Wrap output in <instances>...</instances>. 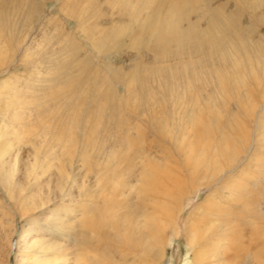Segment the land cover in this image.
<instances>
[{"label":"rangeland","instance_id":"obj_1","mask_svg":"<svg viewBox=\"0 0 264 264\" xmlns=\"http://www.w3.org/2000/svg\"><path fill=\"white\" fill-rule=\"evenodd\" d=\"M166 21H171L170 25ZM6 26L13 27L18 32L22 30L17 35L18 39L23 37L21 33H24V30L28 31L26 40L18 44V47L15 43L11 45V48H17L14 65L8 71L0 73L1 77V75L6 76L4 72H8V81L14 86L13 89L17 91L20 89V93L22 91L19 95L21 101L18 107L25 109V106L30 104L32 108L31 102H34V99L33 104H42L41 102L44 101V94L30 90L32 85L38 86L36 83L38 81L32 83L37 73L47 74L48 78H52L53 74L55 77V74L60 71L62 73L60 78L55 77L54 79L55 81L60 79L63 83H60L61 89L67 93L63 92L64 99L66 100L68 95L78 97L76 114L79 120L77 123L82 127H79V134H85L86 130L83 129L85 122L89 119L90 122H95V126H92L98 134V136L95 134V140L100 141L94 144L93 150L89 148L90 153L99 151L104 158H118L127 150L129 144H133L131 141H135L136 146H139L142 141L144 151L151 154L153 153L149 146L152 144L151 139L160 135L159 140L155 138L159 141L158 155L167 153L171 155L170 159H174V157H180L175 156L176 153H180L173 147L174 145L170 144L171 140H176L179 145L181 144L180 146L184 145L182 147L184 152L191 146L192 151L195 152L197 146L193 145V141L197 139L199 146L203 143H211L210 148L214 140L218 146L227 141L229 145L233 143L234 147L235 136L239 130H242L249 144L247 152L249 155L253 154L254 158L251 160L246 156L242 159L239 168L244 167L248 162V169L245 171L252 176L256 177L264 172V55L259 53L260 51L264 53V0H0V27ZM169 31H172L171 34ZM5 33L8 35L7 31ZM181 33L183 34L180 35ZM24 54L33 56L31 60L30 58L23 59ZM234 55H238L241 61ZM247 59L249 60L246 61ZM243 60L246 61L245 67ZM258 63H261V66ZM255 65L258 66L255 67ZM219 76L223 79L220 80ZM67 79L69 83L65 81ZM217 80L221 85L216 83ZM241 80L244 85L239 84ZM231 82H237L235 83L237 86ZM246 87L248 90H245ZM13 95L16 94L13 93ZM89 100L92 101L91 106H88ZM236 100L243 103L242 107L238 108ZM136 104H138L137 107ZM198 106L202 108V111ZM179 107L181 112L178 111ZM8 110L7 113L10 115L12 109ZM68 113L70 112L64 113L65 128L70 126V118L68 119L70 114ZM24 115L27 119L29 114L24 113ZM177 115L178 118H175ZM159 119L160 123L163 122L165 125L160 124ZM4 120H0V125L2 124L0 131H4L5 125H9L8 120ZM166 123L169 124L166 126ZM192 123L196 127H192ZM151 128L157 129V132L155 131L157 135L151 133ZM176 130L181 134H177ZM202 131L204 132L201 133ZM222 132L227 139L224 135L222 136ZM171 133L178 136L175 138L172 135L171 138ZM19 134L23 136L22 132ZM152 134L155 137H152ZM3 135L1 142L12 141L9 134L3 132ZM185 135H188L189 139H186ZM177 138L181 143L177 141ZM183 138H185L184 141H182ZM216 143L214 142V146H217ZM12 145L13 143L8 149L6 148L7 153L4 157V163L7 166L4 177L8 178H5V184L9 186V189L8 191L6 189L4 193L0 187V203L6 212V215H3L0 208V264L21 262L20 257L23 253L21 248L18 249L19 238L22 228L28 229L30 225L34 227L36 233L26 237L28 245L33 240L43 238V244L49 242L62 246L64 241L59 232L55 233L51 230L50 221L54 216L62 220L65 212L73 209V204L71 205L67 200L60 201L58 197L56 201L52 200L39 208H31L25 203L28 212L23 217L19 215L21 207H18L22 205L25 198L27 199V196L34 197L42 192L43 197H46L48 190L52 191L54 188L53 192L56 194L58 191L55 182L53 186L50 184L52 189L46 187V177L43 179L45 182L41 181L43 186L39 183V187L36 184L39 180H36L35 175L31 174L29 168L24 165L27 161L26 157L21 155L16 159L15 149L13 150L16 147ZM194 152L195 155L196 152ZM8 153L11 154L8 155ZM177 162L179 165L182 164L178 159ZM121 167L125 168L123 163ZM169 167L174 177H181L178 172L180 169L176 168L173 163H170ZM114 168L115 163L109 161L106 165L108 184L112 182ZM182 174L184 175V172ZM260 179L261 176L259 181ZM219 187L220 183H216L209 190L199 189L195 194L190 195V199L183 205L177 216L178 228L183 230L189 213L193 214V210L201 202L203 203L211 192L218 194ZM72 192L75 195V190ZM12 200L15 201L13 205ZM58 201L68 207L65 209V206ZM66 202L68 203L65 204ZM58 208L59 211L56 210ZM237 208L241 209L240 206ZM12 229L13 234L10 238ZM168 230L162 239L165 240L164 243L162 242L165 256L162 264H166L167 258H170L171 264H190L192 250L186 244L183 233L174 237L171 229ZM9 242L8 252L7 243ZM39 249L40 245L31 248L30 254L38 253Z\"/></svg>","mask_w":264,"mask_h":264},{"label":"bare ground","instance_id":"obj_2","mask_svg":"<svg viewBox=\"0 0 264 264\" xmlns=\"http://www.w3.org/2000/svg\"><path fill=\"white\" fill-rule=\"evenodd\" d=\"M169 22H167V24H169ZM164 23H162V25ZM176 23H178V21ZM148 27L151 26L148 25ZM194 28L196 29V27ZM6 31L8 32V35H5ZM20 32L13 27H0V73L2 71H8L15 63L17 48H11V45L15 43L16 47H18V44L26 40V36L28 34V31L24 30V33H21L23 37L18 39L17 35ZM182 34L183 33L180 35ZM178 40L180 39L178 38ZM259 53L264 55L261 51ZM31 56L24 54L22 55V58H30L29 60H31ZM234 56L238 59V55ZM248 56H250V54ZM248 60L249 59L246 61ZM244 61L245 60H243V62ZM246 61L244 63V67L246 66ZM235 63L236 62H234V64ZM260 64L258 63V65ZM258 65H255V67ZM248 66L250 68V65ZM238 67L240 66L238 65ZM213 72L216 73V71ZM4 73L6 76L1 75L0 77V120H8L10 126L5 125L4 131H0V187L4 193L6 189L7 191L9 189V186H6L5 184V178L7 177H4V174L6 173L7 166L4 163V157L7 153L6 150L13 143L12 146L16 147L13 148V150L15 149V158L17 159L18 156L24 155L27 160L24 165L29 168L31 174L35 175V179L39 180L38 183L34 182L39 185L41 181H44V177H46V182L44 181L46 187L52 189L53 187H51L50 184L53 186V183L55 182L56 189L58 191L56 194L53 192L54 188L52 191L48 190L46 197H43L42 192H39V195H37L38 197L35 195L34 197L26 195L27 199H24L22 205L20 204L19 207L17 206L18 208L21 207L19 215L23 217V215L28 212L25 207V203L26 205L29 204L31 208H39L43 204L49 203L59 197L60 201L67 200L71 203V205L73 204V209L71 211H66L62 220L54 216V218L50 221L51 230H54L55 233L59 232L64 241L62 246L49 242L47 244H43V238L33 240L28 245L26 237L32 233H36L35 229L32 225H30L28 229L22 228L18 244V249L21 248L20 250L23 253L20 257L21 262L18 260L20 263L53 264L54 262H60L59 264H162V262L165 261L164 249L162 248L164 246L162 242L165 240L162 239L165 236L166 231L171 229V233L174 237H178L181 233H183L186 244L192 250V260L190 264H264V172H262V174L259 173L256 177L252 176L249 172L245 171L248 169L247 161L244 167L239 168L243 158L246 156L251 160L254 158L253 154L249 155L247 152L249 144L242 130H239L238 134L235 136L236 143H234V147L232 146L233 143L232 145H229L227 141H224L222 145L218 146L216 141L213 140V145L209 148V145L211 144L210 142V144L203 143L199 146L196 142L198 139L196 141L194 140L195 142L193 141V145L195 146L196 144L197 146L195 151L196 153L192 151V142L190 143L191 148H188L184 152V148H182L184 147L183 144V146H180L181 144L179 145L176 140H171L170 144L174 145L173 147H175V149L180 153L173 155L180 157L170 159L172 158L170 154L162 153L161 155H158V140L160 135H157V129L155 130L154 128H151V133L154 135L156 133L158 136L155 137L152 134V137L158 139H151L152 144L149 146L153 153L149 154L144 151L142 141L140 143L141 145L139 144V146H136L135 141L130 140L133 144H129L127 146V150L121 156L110 159L104 158L100 155L99 151H92L93 153H90L91 151H89L90 149L93 150L95 147L94 144L100 141L95 140V134L97 131L92 128V126H95V122H90L89 119V121L85 122L83 125V129L86 130L85 134H79V127H81V125L79 126V123H77L79 119L76 114V101L78 97L75 95H68L67 99H64V93H67L61 89L60 83L62 82L58 78V81H55V77L61 76L62 73H60V71L55 74V77L53 74L51 76L52 78H48L47 74L37 73L39 76L36 74L32 83L34 84V81H38L39 83L36 82L38 86L32 85L30 90L44 94L43 98L45 99L41 102L42 104H33L35 99L34 102H31L30 100L32 108H30L29 104L25 106V109L18 107V103L21 101L19 99V95H21L22 91L20 93V89H18L19 92L13 89L14 86H12V84L8 81V72ZM187 73L190 75L189 72ZM230 76H232V74ZM230 76L229 78H231ZM233 77L237 79L236 76L233 75ZM239 77L240 76H238V78ZM216 78H218V76H216ZM235 78L234 80L237 81ZM226 80H228V78ZM65 81H68V79ZM218 81L219 80H217L216 83ZM242 81L243 80H241L239 84L242 83L244 85V82ZM69 82L70 81H68V83ZM235 83L234 85L237 86ZM219 84L221 85V83ZM245 90H248V88ZM13 93L16 95H13ZM12 97L14 98L13 100ZM43 98L41 100H43ZM239 100H236L238 102V108H240V106L242 107L243 104ZM91 102L92 101L89 100L88 106H91ZM137 105L138 104H136V107ZM65 107L67 108V111L70 112L68 113L70 114V116H68V119L70 118V126H67L66 128V124L64 123L66 119L63 120L64 113L67 112ZM180 107L178 108V111H180ZM10 108L12 111L9 115L8 113L10 111L8 109ZM195 108H197V106ZM13 111L15 112L13 113ZM193 112H195V110H193ZM24 113L29 114L27 119H25ZM183 115L184 114H182V116ZM65 118H67V116ZM175 118H178V115ZM220 118H218L219 121ZM161 123L165 125V123ZM167 124L169 123H166V126ZM192 124L193 125L191 126L193 127L194 123ZM151 125L152 124H150V126ZM210 128L212 129L211 126ZM189 130L192 131L190 128ZM3 132L7 135L9 134L12 141H6L7 143L1 142L2 136H4ZM19 132H22L23 136H21ZM169 132L171 131L169 130ZM203 132L204 131L201 133ZM177 134H181V132L179 133L178 131ZM96 135L98 136V134ZM172 135L173 133H171V138ZM223 135L224 133L222 132V136ZM174 136L176 138L178 135H173V137ZM187 136L185 135L186 139H189V136ZM225 136L226 135H224V137ZM139 139L141 140L140 137ZM184 139L185 138H183L182 141H184ZM178 140L180 141V139L177 138V141ZM210 140L211 138L209 141ZM214 142L217 146H214ZM181 152H183V154ZM11 153L13 154L12 150ZM11 153H8V155ZM12 156L10 155V157ZM248 158L246 160H248ZM177 159L180 160L182 163L181 165L178 164ZM12 161H14V158H12ZM109 161L115 163V168L113 170L114 176L112 182L110 181L108 184L106 165ZM122 163L125 168L121 167ZM170 163H173L176 168L180 169L178 172H180L181 177H174L171 167H169ZM12 164L13 163H11V165ZM233 171L236 173H232ZM182 172H184V175ZM258 176H261V182L259 181ZM32 177H30V179ZM27 178H29V176H27ZM104 180L105 183H103ZM216 183H220L218 194L211 192L203 200V203L201 202L200 205L193 210V214L192 212L191 214L189 213L185 220L186 224L183 227L184 229L182 228L183 230H181L178 228L176 223L177 216L182 210L183 205L187 203L188 199H190L189 196L195 194L199 189L209 190L210 187ZM72 190H75V195H73ZM7 198H9V196ZM12 201L13 202L11 203L13 205L15 201ZM58 203L62 202L58 201ZM67 203L68 202L65 204ZM71 205L69 204V207ZM64 206L65 209L68 207L67 205ZM237 206H240L241 209L239 210ZM0 208L1 213L6 215L5 208L1 205V203ZM60 209H62V207ZM56 210L59 211V208ZM12 234L13 229L10 236H8L11 238ZM39 245L40 249L38 250V253L33 252L30 254L31 248ZM7 246L9 252L10 242L9 244L7 243ZM54 255H56V257H54ZM166 264H171L170 258L166 259Z\"/></svg>","mask_w":264,"mask_h":264}]
</instances>
